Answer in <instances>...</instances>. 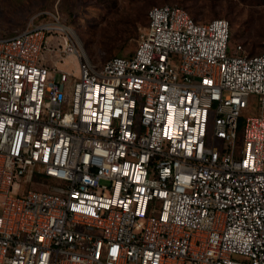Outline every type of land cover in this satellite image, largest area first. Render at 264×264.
<instances>
[{
  "label": "built area",
  "instance_id": "1",
  "mask_svg": "<svg viewBox=\"0 0 264 264\" xmlns=\"http://www.w3.org/2000/svg\"><path fill=\"white\" fill-rule=\"evenodd\" d=\"M50 16L0 38V264H264V39L153 6L98 66Z\"/></svg>",
  "mask_w": 264,
  "mask_h": 264
},
{
  "label": "rangeland",
  "instance_id": "2",
  "mask_svg": "<svg viewBox=\"0 0 264 264\" xmlns=\"http://www.w3.org/2000/svg\"><path fill=\"white\" fill-rule=\"evenodd\" d=\"M160 5L183 7L198 22L224 18L231 26V45L241 44L249 53L262 49L264 0H0V38L11 37L28 24L51 21V13L74 30L90 60L99 66L110 58L129 56L146 25L148 10ZM60 44L58 36L48 35L47 46L53 51L44 52L45 60L55 59ZM58 64L76 71L77 59L69 57ZM250 113L243 112L241 119ZM46 183L47 187L32 189L49 192V186L58 185L52 180Z\"/></svg>",
  "mask_w": 264,
  "mask_h": 264
},
{
  "label": "trees",
  "instance_id": "3",
  "mask_svg": "<svg viewBox=\"0 0 264 264\" xmlns=\"http://www.w3.org/2000/svg\"><path fill=\"white\" fill-rule=\"evenodd\" d=\"M160 6H162V5H160ZM182 8H183V7H182ZM184 9H185V8H184ZM188 13H189V12H188ZM190 16H191V15H190ZM193 20H194V19H193ZM194 21H195V20H194ZM195 22H196V23H202V22H198V21H195ZM228 22H229V21H228ZM146 24H147V22H146ZM229 24H230V23H229ZM260 51H261V50H260ZM260 51H259V52H260ZM259 52H258V53H259ZM248 53H249V52H248ZM249 54H250V55H253V54H257V53H249Z\"/></svg>",
  "mask_w": 264,
  "mask_h": 264
}]
</instances>
